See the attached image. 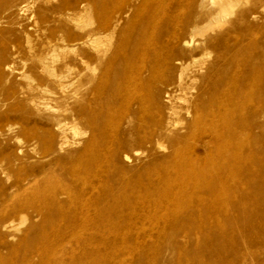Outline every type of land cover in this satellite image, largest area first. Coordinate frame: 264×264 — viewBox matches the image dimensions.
Wrapping results in <instances>:
<instances>
[{"label": "rangeland", "instance_id": "374dc122", "mask_svg": "<svg viewBox=\"0 0 264 264\" xmlns=\"http://www.w3.org/2000/svg\"><path fill=\"white\" fill-rule=\"evenodd\" d=\"M230 1L0 0V264H264V0ZM154 48L140 114L117 88ZM234 69V137L200 146Z\"/></svg>", "mask_w": 264, "mask_h": 264}, {"label": "bare ground", "instance_id": "6f19581e", "mask_svg": "<svg viewBox=\"0 0 264 264\" xmlns=\"http://www.w3.org/2000/svg\"><path fill=\"white\" fill-rule=\"evenodd\" d=\"M225 1H226L225 7L221 6V9L219 10V12L222 14H224V13L226 14L227 11L232 10L231 1L230 0H225ZM187 43H188V41H187ZM142 44H143V49H145V48L150 49L149 47L152 44H156V43L150 42L149 39L145 38L143 40ZM157 49L154 48L152 50L153 54H154V58L152 59V62L149 64L147 70L145 69V72H146L145 75H142V72L140 71V70H142V68H139V69L134 68L131 66L132 65L131 64V65H129L128 69H126L125 72L122 73V74H124L123 75L124 77L122 78L121 84H119V86L117 88L119 90V92H121L123 94V97H125V101L133 100L136 98L137 106L139 108L140 114L146 113L147 110H149L147 107V101H148L147 94H148L149 89H150L149 87H151L153 82L156 80L155 79L156 78L155 77V70L157 68V64L159 63L156 56L158 55V57H159V53H160V51H158ZM147 51H149V50H147ZM161 55H160V57H161ZM126 56H127V54H126ZM141 59H142V57H141ZM161 60H162V58H161ZM193 62H194V60H193ZM141 63H139V64L141 65ZM134 64H135V62H134ZM160 64H163V63H160ZM185 64H184V68L187 66V65L185 66ZM187 64H189V63H187ZM124 65H126V64H123V66ZM140 67H142V66H140ZM122 69H124V67ZM183 70H180V72L181 71L183 72ZM120 74H121V72H120ZM181 75H182V73L179 74L180 78H181ZM224 75L225 76L222 80H218L217 82H214L212 84L211 88H213V92L211 94H209L207 100L201 101L200 104H198V103L195 104V106L190 108V110L188 112L191 116V119L194 120L197 125H199L201 138H202V136H208L209 137V139L201 140L199 143L200 146H203L205 148L210 143L215 144L216 146H221L223 144L222 141H223L224 137L231 139L234 137V134L236 132L235 112L237 109V97L239 94L242 95L243 92L241 90H237V88H235V86H234L236 83V70L235 69L230 70L229 72L225 73ZM223 85H224V87L221 88ZM244 94H246V93H244ZM199 106L202 107L203 111H205V116L202 118H199L196 115V113L199 112L198 109H201V108H199ZM238 106H239V104H238ZM261 111H264V104H262V106H261ZM158 124H160L159 121L157 122V125ZM155 125H156V123H155ZM165 125H166V123H165ZM162 128L163 127H160L159 130L161 131ZM154 129H155V127H154ZM154 131L155 130L150 131V134L148 135L149 137L145 138L146 143H148V144L153 143L152 140L154 138L153 137ZM142 132H144V130ZM165 139H167V138H165ZM155 140H157V139H155ZM157 141L155 143L160 144L159 141L158 142Z\"/></svg>", "mask_w": 264, "mask_h": 264}]
</instances>
